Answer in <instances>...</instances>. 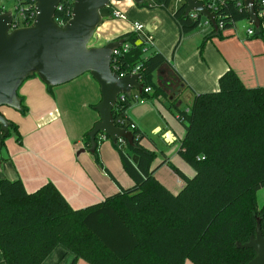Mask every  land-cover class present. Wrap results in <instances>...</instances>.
Instances as JSON below:
<instances>
[{
    "label": "trees",
    "instance_id": "obj_1",
    "mask_svg": "<svg viewBox=\"0 0 264 264\" xmlns=\"http://www.w3.org/2000/svg\"><path fill=\"white\" fill-rule=\"evenodd\" d=\"M175 0H145L139 8H162L176 21L182 34L200 28L202 22L186 14V5L171 9ZM259 16L264 7L255 3ZM1 9V8H0ZM175 9V8H174ZM73 3L64 2L56 13L58 23H67ZM108 8L101 11L102 16ZM225 29L249 19L245 7L226 1L217 12ZM253 37L264 39L263 17ZM213 34H221L214 30ZM117 40L129 45L117 57L120 70L130 74L140 66L141 83L159 94L154 77L166 57L134 31ZM112 69L114 60L112 61ZM36 75L32 76L35 77ZM216 92L195 94L189 111L178 119L186 134L179 154L194 170L190 178L176 169L185 185L177 194L160 182L152 171L156 154L141 142L145 134L128 117L135 103L133 95L118 100L113 107L115 125L134 133V145L116 143L126 173L134 186L122 189L105 201L74 209L51 182L29 193L22 180L0 181V251L6 264H43L58 247L74 255L72 264H247L256 257L252 249H239L255 235L257 219H262L257 194L264 188V87L247 88L232 70L222 75ZM51 89L52 87H48ZM20 97V96H19ZM21 99V98H20ZM21 111L27 108L22 104ZM9 135L19 128L10 124ZM109 139V138H107ZM96 162L105 135H97ZM86 144L90 148L89 133ZM126 148V149H125ZM137 162L134 163L133 158ZM107 174L113 176L106 171Z\"/></svg>",
    "mask_w": 264,
    "mask_h": 264
},
{
    "label": "crops",
    "instance_id": "obj_2",
    "mask_svg": "<svg viewBox=\"0 0 264 264\" xmlns=\"http://www.w3.org/2000/svg\"><path fill=\"white\" fill-rule=\"evenodd\" d=\"M5 12L9 11L5 9ZM115 12L123 13L127 19L115 18ZM262 17L264 23V12ZM135 23L142 24L146 33L153 36L155 50L169 62L155 73L159 94L145 98L144 102H135L128 110V117L146 137L150 131L149 134L161 135L169 145L181 146L184 137L180 138L172 128L168 115H175L180 122L179 112L190 110L194 95L218 91L220 78L230 70L247 88L264 87V39L247 36L246 30L250 27L247 21L221 30V34H213L217 29L212 25V30L198 28L182 34L171 14L162 8H139L133 0L114 1L95 33L94 45L101 47L117 41L118 37L134 31ZM20 90L18 94L27 108L25 114L9 107L0 108L10 123L18 126L21 136V142L17 141L16 134L9 136L0 148V181L20 179L29 193L51 182L77 210L101 203L134 186L110 139H105L99 147L103 167L88 151L86 134L100 121L96 106L102 101L100 86L90 74L51 89L35 76ZM150 94L154 95L153 91ZM158 114L168 116L167 124L162 123ZM146 137L141 144L152 150ZM150 141L157 147L156 142ZM179 150L180 147L178 169L192 178L195 170L179 160L182 158ZM170 160L165 156L161 163L154 161L152 171L177 194L185 185L183 179L177 175L176 182L169 186L157 177L158 170L169 165ZM257 199L259 208H263L264 188L258 192ZM73 260L74 255L60 245L43 264H72ZM189 262L186 264H193ZM0 264H5L1 251ZM77 264L89 263L79 260Z\"/></svg>",
    "mask_w": 264,
    "mask_h": 264
},
{
    "label": "water",
    "instance_id": "obj_3",
    "mask_svg": "<svg viewBox=\"0 0 264 264\" xmlns=\"http://www.w3.org/2000/svg\"><path fill=\"white\" fill-rule=\"evenodd\" d=\"M36 17L29 27L11 30V11L0 14V108L9 107L20 111L22 100L19 90L26 80L38 76L48 87L67 84L89 73L99 84L102 101L96 106L100 121L89 132L94 153L97 135L103 133L114 144L120 139L134 145V133L115 125L113 107L120 95L130 96L133 90L142 93L144 84L141 75L120 77L112 70L114 50L123 40L105 46H89L98 27L103 22L101 11L114 1L124 0H75L70 20L61 25L55 17L62 0H35ZM141 5L145 0H133ZM250 22L258 29L261 19L256 13V0H243ZM186 14L198 13L210 20L217 29L216 15L198 0H185ZM10 121L0 111V130L7 137ZM137 162L136 157L133 158ZM239 249H252L256 257L247 264H264V229L262 219H257L255 235L246 244H237Z\"/></svg>",
    "mask_w": 264,
    "mask_h": 264
},
{
    "label": "built area",
    "instance_id": "obj_4",
    "mask_svg": "<svg viewBox=\"0 0 264 264\" xmlns=\"http://www.w3.org/2000/svg\"><path fill=\"white\" fill-rule=\"evenodd\" d=\"M2 1V0H0ZM152 1V0H150ZM200 3H202L211 13L216 15V21H217V28L219 30H224V25L220 24L218 22V17H217V12L218 10L223 6V4L226 1H231V2H235L237 4V6L239 8L245 7L244 1L243 0H198ZM64 2H72L74 4L75 0H62V3L59 7V10L62 9V5L64 4ZM259 3L260 6L264 7V0H256V3ZM174 5H175V9H178L179 6L185 4V0H175L174 1ZM35 5H36V1L35 0H18L17 5L15 6V9L11 11L12 15H13V21H12V25H11V30H15V29H20L23 27H29L33 24L35 17H36V12H35ZM0 14L5 12L4 7H0ZM192 19L194 20H198L200 18L201 22L203 19L206 20V24H210L211 22L209 19L200 16L198 13L195 12H191L189 14ZM115 18H119V19H127L126 15H124L123 13L120 12H115L113 15ZM260 16H263V12L260 13V15L258 16L260 18ZM248 22L250 24V27L246 30V34L249 37H253L255 35V27L253 26V24L250 22V19H248ZM61 25H63V23H59ZM236 27V25L234 26ZM134 32L142 34L147 43L149 45H154V38L150 33H146L145 31V27L140 24V23H135L134 24ZM123 48V51H127L129 49V45L128 44H123L119 49L114 50L113 52V57H112V61L114 60V67H113V72L117 73L118 70H120V67L118 65V60L117 57H119L121 51L120 49ZM140 66L135 67V69L130 73V74H125V73H117L120 77H125L128 75H134V74H140ZM141 75V74H140ZM145 88H143L144 90ZM142 90V91H143ZM134 90L132 91V94L130 96L133 95L134 101L135 102H144L145 98L141 97L140 94L138 93H133ZM152 90L151 88H146L145 89V93H151ZM127 98V95H120L119 96V100L125 101ZM132 129H136L135 125L131 126ZM118 142L120 143H125V140L120 139Z\"/></svg>",
    "mask_w": 264,
    "mask_h": 264
},
{
    "label": "rangeland",
    "instance_id": "obj_5",
    "mask_svg": "<svg viewBox=\"0 0 264 264\" xmlns=\"http://www.w3.org/2000/svg\"><path fill=\"white\" fill-rule=\"evenodd\" d=\"M17 3H18V0H2V1H0V7H5V9L7 11H12V10L15 9V6L17 5ZM173 8H175L174 4L172 6V9ZM246 21L248 22V20H246ZM242 22H244V21H242ZM206 23H207L206 20L203 19L202 20V27H200L199 30H206V29L207 30H212V26L210 24H206ZM248 24H249V22H248ZM94 43H95V41H94V39H92L90 41V43H89V46L94 45ZM87 74H89V73H87ZM29 79H31V78H29ZM38 79L42 82V80L39 77H38ZM28 80H26V81H28ZM22 86H21V88H22ZM46 87H47V85H46ZM19 91H21V90H19ZM165 101L167 103L169 102L168 100H165ZM158 115H159L158 116L159 119L162 120V123H165V124H167L166 118L169 116L168 118L172 121V124H173V127L172 128L175 130V132L178 134V136L180 138L185 137V134H186L185 127L183 126V124H181V122H179L177 120V118H175V115H171V117H170V115H168L166 117L165 114L164 115L158 114ZM163 128L165 129L166 126L163 125ZM149 132L150 131H148V136L145 139L147 140V143H149V145H151V147L153 148L152 151L157 156L156 159H155V161L156 162L157 161L158 162L160 161L159 163H161L165 159V156H168L171 159L169 165H167V166L161 168L160 170H158L157 177L160 180H162L165 184H167L169 186H172L173 183H174V180H175V182L177 180V175H178L177 172H176V169H178V165H177V161H178L177 160L178 159L177 158L178 157L177 156V151H178V149H179L180 146H179V144H176L175 146L174 145H169V144L163 142V139L161 138V135L151 134V133L149 134ZM150 140L156 142L158 144L157 147H153ZM179 160L182 161V163H184L185 165L188 166V163L186 161L182 160V158L181 159L179 158ZM188 167H190V169H192V171H194V169L191 166H188ZM189 263H191V262H189Z\"/></svg>",
    "mask_w": 264,
    "mask_h": 264
}]
</instances>
